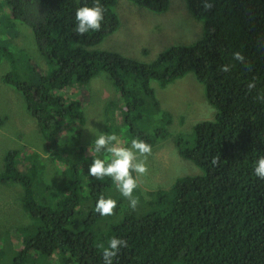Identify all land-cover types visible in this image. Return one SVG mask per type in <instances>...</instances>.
<instances>
[{
	"label": "trees",
	"instance_id": "1",
	"mask_svg": "<svg viewBox=\"0 0 264 264\" xmlns=\"http://www.w3.org/2000/svg\"><path fill=\"white\" fill-rule=\"evenodd\" d=\"M6 1V14L31 28L47 68L30 81L14 69L2 80L23 95L51 158L65 165L69 174L67 186L56 190L48 186L47 203H37L33 180L39 166L32 160L34 153L19 157L18 150L6 151L0 183L21 186L22 207L39 223L34 231L25 230L8 264H25L29 250L47 260L58 256L62 264H104L97 245L107 246L112 237L127 241L113 264H264V180L254 175L255 162L264 155V103L256 99L264 94V0H209L210 10L203 8L204 0H185L193 17L202 21L200 37L189 44H172L150 62L93 48L119 27L118 0H100L102 28L84 36L74 31L75 11L92 6L93 0ZM130 1L157 13L171 4ZM236 51L248 61L250 71L233 59ZM0 55L13 62L3 46ZM225 64L230 71L220 70ZM190 71L204 84L216 118L197 122L193 135H180L176 144L178 153L204 173L180 176L168 189L153 191L139 214L116 203L110 219L99 215L97 200L108 198L115 184L80 173L78 155L71 149L85 119L81 101L68 89L106 72L124 100L122 113L132 138L153 145V138L136 126L146 98L155 101L151 81L164 86ZM254 78L256 88L249 91L247 84ZM160 112L164 123L160 137H166L170 117ZM68 137L77 141L70 144ZM213 156L220 157L219 166L211 164ZM21 159L27 162L24 172ZM101 219L105 223L98 226L103 229L97 230Z\"/></svg>",
	"mask_w": 264,
	"mask_h": 264
},
{
	"label": "rangeland",
	"instance_id": "2",
	"mask_svg": "<svg viewBox=\"0 0 264 264\" xmlns=\"http://www.w3.org/2000/svg\"><path fill=\"white\" fill-rule=\"evenodd\" d=\"M7 3L6 0H0V46L9 51L13 62L0 55V171L3 170L4 154L8 149L20 151L19 157L34 153L32 160L39 168L33 180V198L37 203H47L50 195L48 186L53 190L63 189L67 186L69 174L65 165L51 158L37 122L27 110L23 95L2 80L4 73L14 69L21 78L30 81L47 68L44 58L35 47L31 28L6 14ZM170 3L167 11L157 13L130 0H118L119 27L93 48L150 62L166 47L189 44L200 37L202 21L193 17L185 0H170ZM151 86L154 88L155 101L150 96L146 98L136 123L137 128L153 138L152 152L147 158L148 173L137 176L133 172L138 181L133 196L138 197L139 203L135 209L130 207L127 210H133L136 214H139L140 207H145L143 201L149 199L153 191L168 189L180 176L204 173L191 160L178 153L176 140L180 135L185 138L193 135L197 122L214 121L216 118V109L207 101L204 84L197 80L192 71L164 86L152 80ZM68 92L72 93V97H78L82 104L85 123L80 127L78 142L71 150L78 155L80 173L83 172L82 176L85 177L88 174L86 168L89 169L93 159L109 155L107 152H95L96 135L101 132L115 134L121 144L130 146L133 132L122 113L125 111L124 100L106 72H100L80 87H71ZM160 110L166 111L170 117L166 125L169 132L166 137H160L159 129L164 124ZM69 131L73 132L74 128ZM76 141L74 137H68V143L74 144ZM26 163L23 159L19 162L23 172L27 169L24 167ZM106 180L113 182L110 177H106ZM22 193L21 186L16 183H0V264L10 263L21 246V238L26 236L25 230L34 231L39 224L38 219L24 211ZM83 193L81 190L79 195L82 197ZM108 193L117 203L128 207V199L122 196L115 185ZM80 203L84 206L87 204L84 200ZM105 218L110 219L111 216ZM104 223L101 219L96 222L95 228L103 229L99 226ZM54 257L47 260V257L42 258L29 250L25 264H62L58 256Z\"/></svg>",
	"mask_w": 264,
	"mask_h": 264
},
{
	"label": "clouds",
	"instance_id": "3",
	"mask_svg": "<svg viewBox=\"0 0 264 264\" xmlns=\"http://www.w3.org/2000/svg\"><path fill=\"white\" fill-rule=\"evenodd\" d=\"M213 4L209 0H204L203 8L210 10ZM104 20V7L100 0H93L92 6L87 4L79 7L75 11L74 31L78 36H84L91 32H99ZM233 59L244 64L247 70H251L248 61L239 51L233 52ZM220 70L228 72L230 65H221ZM256 88L255 78L248 82L249 91ZM256 99L264 103V94H258ZM94 150L97 153L107 152L109 155L103 158H95L89 166L88 174L97 179L110 177L116 189L123 197L128 199L129 206L133 209L139 203L138 197L133 196L134 190L138 187L137 176H144L148 173L147 158L151 155V145L141 139H132L130 146H124L118 140L115 134L100 133L94 140ZM220 157L213 156L211 164L219 166ZM254 175L264 180V155L260 156L254 165ZM116 200L110 197L101 196L95 205V211L101 216H111L116 208ZM102 249V258L104 264H113V259L122 247H127V241L118 237H112L108 240L107 246L104 243L97 245Z\"/></svg>",
	"mask_w": 264,
	"mask_h": 264
}]
</instances>
